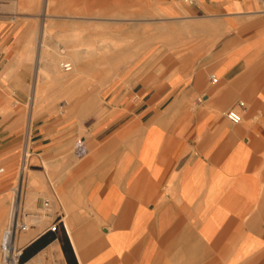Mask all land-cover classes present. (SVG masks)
Masks as SVG:
<instances>
[{
	"label": "crops",
	"instance_id": "1",
	"mask_svg": "<svg viewBox=\"0 0 264 264\" xmlns=\"http://www.w3.org/2000/svg\"><path fill=\"white\" fill-rule=\"evenodd\" d=\"M155 3L172 41L103 88L99 116L33 120L32 149L60 163L52 176L70 211L53 218L54 241L68 240L77 264H264V0ZM13 34L0 27L1 74ZM19 120L5 128L10 171L26 138ZM78 135L87 153L77 161ZM45 177L31 170L22 203L49 201Z\"/></svg>",
	"mask_w": 264,
	"mask_h": 264
},
{
	"label": "rangeland",
	"instance_id": "2",
	"mask_svg": "<svg viewBox=\"0 0 264 264\" xmlns=\"http://www.w3.org/2000/svg\"><path fill=\"white\" fill-rule=\"evenodd\" d=\"M21 1L22 0H0V27L7 26L11 29L12 33H14L12 38L13 44H11L14 45V50L12 51L13 56L9 57V63H12V65L8 64V74L6 76L5 74L0 73V168L3 169V171L0 172V198L3 200V207L6 210L4 217L5 219L7 217L6 215L8 214V186L9 188L12 187L14 197L18 193V197L17 199H15L13 205L14 209L12 219V223L17 224V232L15 234V238H19L20 234L23 232L24 228L21 227L23 224L28 223L29 228H31V225L34 224L30 222V215H40L41 213L43 214L44 212H47L46 219L50 224H48L45 228L52 227V224L57 222L52 221L55 215H57V219L61 214H64L66 217L70 215V211L65 208V202L61 195V189L55 186V179L52 176L54 170H59L60 163H57L55 166H53L47 165V163H44L42 161L40 162L38 160L36 151L32 149L30 131L33 120L42 113H48L51 115H60V113H63L62 116L67 119L76 117L80 119L82 117L85 118V116L90 115L99 116L100 107L105 103V101L101 97L103 88L113 80H116V82L124 80V78H126L128 75H131L134 69H136L144 60H146L151 53L155 52L156 46L164 42L172 41L171 34L169 32L166 33V31H169V28L167 27L171 26V22L162 18L159 15V12L156 11L157 9L152 8L156 7L155 0H38L39 2L37 0ZM46 1H48L49 3L47 5L48 8L46 9V11H48V15H44ZM127 5L132 6H129L130 8H127ZM6 6H8V9L6 8ZM50 6L51 9H49ZM85 6L93 8L92 12L89 13V15L82 14L83 8H85ZM144 6L147 7L145 13L147 14L149 12V14L153 16L147 14L148 16L145 17H135L133 14H131L133 13L132 11H139V9L143 8ZM100 9H103L101 10V13L99 11ZM49 15L51 21L48 17ZM41 16L43 17V19ZM84 17H86V19H84ZM137 18L138 20H136ZM46 19H48V22ZM128 20L130 21L128 22ZM131 20L134 22H132ZM73 21L78 24L77 27L80 25L78 27L79 29L75 26L76 24L73 23ZM82 21L85 22L81 23ZM69 24H71L72 27ZM84 24L85 26H83ZM143 27H145V29ZM73 35H78L79 40L83 41L84 43L87 41L89 43H92L95 47H97V52L101 51L100 54L96 53L97 55H95V53H92L89 54L90 56H82L83 59L81 57L76 65V67L78 68V73L76 72L75 75H72L71 77L69 76V71H72L73 69L64 70L63 68H61V66L60 73L55 76V78L54 75H51V77L49 75H44V78L41 76L39 79L35 78L36 65L34 66V63L36 64L39 53L46 52V54H48L49 50H57L58 48L59 51V48L63 49V46H65V44H62L61 42L62 47H60L58 43H60V41L62 40H69V38H72ZM146 35L147 37H145ZM95 37L96 40L94 39ZM151 37H154V39L152 38V40ZM144 38L147 39L144 40ZM103 39L106 40L102 41ZM123 39H127V41H124ZM130 40L131 42H129ZM107 41H109L114 48L111 47L109 42L108 44H106ZM111 41L114 42L112 43ZM102 43L106 45V47L104 46L105 50L103 48V52L102 46L104 44L102 45ZM98 44L100 45L101 50L99 49ZM40 45L44 46L45 48L48 45L49 48H52H48L49 50L46 48L44 50ZM78 45L84 47L83 43H78ZM109 47L113 49L112 52L108 50L110 49ZM106 49L108 50V52L106 51ZM84 57L88 60H86ZM123 57L126 58V61L125 58L123 60ZM63 61L69 62L67 58H63ZM71 65L72 68H74V65ZM113 66L116 69L113 68ZM105 71L107 73V76L105 75ZM65 75L67 77H65ZM76 76L78 79L75 78ZM102 76H104L105 78ZM46 78L49 81H47ZM70 80L71 83L75 82V85L73 83L70 84ZM36 82L37 87L35 86ZM50 82L51 84H53L52 87ZM62 86H65L64 88L66 89H61ZM83 86L85 89H82ZM35 88H37V90H35ZM34 90L36 91V97L35 95L34 97L32 96ZM34 98H36V101H34ZM16 117L20 118L19 133L25 135L27 138L26 133L28 132L29 138L25 172H20L19 170L21 167L20 161L22 155L24 157L26 138H24L19 144L18 151L15 154L14 165L12 166L11 171L8 169V136L5 137L4 134L8 133V131H6L5 129L6 127L8 128V122H13ZM29 120L30 128L28 127ZM88 123L89 121H79V126L82 130H84L85 126H87ZM78 139H81L80 135L73 139L71 148L73 153L75 142ZM84 157L85 155L82 157L76 156L75 158L78 161L80 159H83ZM37 168H41L42 170H44L46 175V188H49L50 193H46L44 195V198L49 200L48 204L53 209H51L50 212L39 210L35 205L32 208V206L28 205L27 201L25 203H22L21 197L26 187L27 176L29 175V173H31V170ZM10 172L12 175L8 178V174ZM50 190L54 193V195ZM54 205L56 209L54 208ZM62 206L64 207L63 210L60 208ZM40 211L42 212L40 213ZM3 228L4 227H2V229ZM54 231L58 235L61 233L58 223L55 224ZM54 240L49 244L54 243L55 245H58V248L62 251L60 253L62 254L57 255L55 251L46 252L42 260L43 262H41L40 264H68L62 246L59 245L58 241ZM47 246H45L44 248H46ZM2 258L3 254L0 243V261L2 260Z\"/></svg>",
	"mask_w": 264,
	"mask_h": 264
},
{
	"label": "bare ground",
	"instance_id": "3",
	"mask_svg": "<svg viewBox=\"0 0 264 264\" xmlns=\"http://www.w3.org/2000/svg\"><path fill=\"white\" fill-rule=\"evenodd\" d=\"M20 1V0H19ZM22 1H24V0H22ZM21 1V2H22ZM29 1H32V0H29ZM38 1V0H37ZM26 2V1H25ZM39 2V1H38ZM150 2V1H149ZM36 3V2H35ZM43 3H45V2H43ZM25 4H27V3H25ZM32 4H33V2H32ZM49 3H48V1H46V5H45V10H44V15H48V11H46V9L48 8V5ZM152 4H153V2H152ZM152 4H150V5H152ZM2 5V4H1ZM30 5V4H29ZM83 5V4H82ZM22 6V5H21ZM38 6V5H37ZM128 6V5H127ZM126 6V7H127ZM130 6V5H129ZM127 7V8H130V7ZM43 7V6H42ZM68 7V6H67ZM5 8V7H4ZM6 8L8 9V6H6ZM27 8V7H26ZM82 8V7H81ZM101 8V7H100ZM146 6H144L143 8H141V9H139V11H132L133 13H131V14H133L135 17H145V16H148V15H150L149 14V12L146 14L145 13V11H146ZM153 9H156V7H152ZM37 9V8H36ZM49 9H51V6H50V8ZM92 9L93 8H91V7H87V6H85V8H83V11H82V14H84V15H89V13H91L92 12ZM96 9H98V8H96ZM95 9V10H96ZM150 9V8H149ZM41 10H43V9H41ZM101 10H103V9H100L99 11H100V13H101ZM117 10V9H116ZM51 11V10H50ZM69 11V10H68ZM75 11V10H74ZM153 11V10H152ZM156 11H158V10H156ZM22 12V11H21ZM76 12V11H75ZM94 12V11H93ZM97 12V11H96ZM115 12V11H114ZM50 13V12H49ZM52 13H54V12H52ZM56 13V12H55ZM78 13V12H77ZM160 13V12H159ZM43 14V13H42ZM93 14V13H92ZM98 14V13H97ZM130 14V15H131ZM185 14V13H184ZM101 15V14H100ZM100 15H99V17H100ZM125 15V14H124ZM52 16V15H51ZM60 16V15H59ZM74 16H75V13H74ZM150 16H153V15H150ZM156 16V15H155ZM35 17H36V15H35ZM42 17V16H41ZM49 18H50V15L48 16ZM69 17V16H68ZM79 17V16H78ZM91 17H92V15H91ZM94 17V16H93ZM95 17H96V14H95ZM105 17V16H104ZM46 18V17H45ZM59 18V17H58ZM80 18V17H79ZM90 18V17H89ZM183 18V17H182ZM42 19H43V17H42ZM62 19V18H61ZM81 19V18H80ZM84 19H86V17H84ZM99 19V18H98ZM102 19V18H101ZM117 19V18H116ZM131 19V18H130ZM151 19V18H150ZM184 19V18H183ZM183 19H180V20H183ZM186 19V18H185ZM47 20V22H48V19H46ZM91 20V19H90ZM93 20V19H92ZM112 20H114V19H112ZM134 20V19H133ZM136 20H138V18L136 19ZM135 20V21H136ZM146 20V19H145ZM178 20V19H177ZM50 21H51V18H50ZM103 21V20H102ZM108 21V20H107ZM111 21V20H110ZM130 20H128V22H129ZM132 21V20H131ZM141 21V20H140ZM46 22V23H47ZM78 22V21H77ZM85 21H82L81 23H84ZM88 22V21H87ZM132 22H134V21H132ZM137 22V21H136ZM145 22V21H144ZM147 22V21H146ZM175 22H176V20H175ZM186 22V21H185ZM185 22H184V24H185ZM189 21H187V23H188ZM192 22V21H191ZM198 22V21H197ZM200 22V21H199ZM198 22V23H199ZM46 23H44V24H46ZM65 23V22H64ZM66 23H68V22H66ZM73 23H75L76 24V22L75 21H73ZM89 23V22H88ZM172 23V22H171ZM186 23V24H187ZM192 24V23H191ZM205 24V23H204ZM70 26H71V24H69ZM77 25L78 24H76L75 26L77 27ZM163 25V24H162ZM172 25V24H171ZM178 25V24H177ZM188 25V24H187ZM186 25V26H187ZM190 25V24H189ZM47 26V25H46ZM80 26V25H79ZM78 26V27H79ZM83 26H85V24L83 25ZM88 26V25H87ZM185 26V25H184ZM186 26H185V28H186ZM199 26H200V24H199ZM72 27V26H71ZM77 27V28H78ZM93 27V26H92ZM95 27V26H94ZM165 27V26H164ZM192 27V26H191ZM75 28V27H74ZM91 28V27H90ZM96 28V27H95ZM144 29H145V27H143ZM79 29V28H78ZM85 29H87V28H85ZM148 29V28H147ZM191 29V28H190ZM195 29V28H194ZM71 30H72V28H71ZM83 30V29H82ZM74 31H76V30H74ZM110 31V30H109ZM108 31V32H109ZM145 31V30H144ZM73 32V31H72ZM44 33V32H43ZM62 33V32H61ZM76 33V32H75ZM89 33H91V32H89ZM94 33H95V31H94ZM68 34V33H67ZM67 34H66V36H67ZM85 34V33H84ZM44 35V34H43ZM92 35V34H91ZM126 35V34H125ZM149 35V34H148ZM45 36V35H44ZM135 36V35H134ZM152 36V35H151ZM156 36V35H155ZM87 37V36H86ZM145 37H147V35L145 36ZM150 37V36H149ZM40 38V37H39ZM42 38V37H41ZM154 39V37H151V39ZM44 39V38H43ZM95 40H96V37L94 38ZM133 39H135V38H133ZM145 39H147V38H144V40ZM152 39V40H153ZM106 39H103L102 41H105ZM124 40V39H123ZM122 40V41H123ZM39 41V40H38ZM41 41V40H40ZM115 41V40H114ZM113 41V42H114ZM124 41H127V39L126 40H124ZM56 42V41H55ZM61 42H62V44H65V46H63V49L62 48H59V51H58V48H57V50L56 49H54V50H49V49H51L52 47H50L49 48V46L47 45V49L49 50V52H48V54H46V52H41V53H39V56H38V59H37V62H36V64L34 63V66L36 65V77L35 78H37V79H39L41 76L43 77L44 75H49L50 77H51V75H54V78H55V76H57L59 73H60V67L62 66V64L63 63H69L70 65L71 64H73L74 65V68H72V65H71V67H70V69L69 70H71V69H73L72 71H69L70 73V77L72 76V75H75V73L78 71V68L76 67V65H77V62H78V60L82 57V56H85L86 57V55H89V54H92V53H95V55H97L96 53H99L100 54V52H97L96 51V49H97V47H95L92 43H89L88 41L87 42H83V41H80L79 40V38H78V35H73L72 36V38H69V40H62V41H60V43H58V45H60V47H62L61 46ZM98 42H99V40H98ZM101 42V41H100ZM108 42L109 41H107V43L106 44H108ZM112 42V41H111ZM112 42V43H113ZM121 42V41H120ZM119 42V43H120ZM129 42H131V40L129 41ZM129 42H126V43H129ZM145 42V41H144ZM78 43H83V45H84V47H81L80 45H78ZM117 43V42H116ZM124 43V42H123ZM104 43H102V45H103ZM109 44H110V42H109ZM146 44V43H145ZM99 45V44H98ZM111 45V44H110ZM115 45V44H114ZM36 46H37V44H36ZM41 46V45H40ZM104 46L106 47V45L104 44L103 46H102V52L105 50V48H104ZM41 47H43V49L45 50L46 48L44 47V46H41ZM56 47V46H55ZM54 47V48H55ZM65 47H66V49H65ZM99 47V49L101 50V48H100V45L98 46ZM111 47L112 48H114L112 45H111ZM119 47V46H118ZM39 48V47H38ZM103 48H104V50H103ZM110 48V47H109ZM42 49V50H43ZM98 49V50H99ZM108 50H110L111 52H112V50L113 49H108ZM108 50L106 49V51L108 52ZM51 51V52H50ZM24 52V51H23ZM110 52V53H111ZM114 53H116V52H114ZM126 53V52H125ZM107 54V53H106ZM112 54V53H111ZM125 55V54H124ZM127 55V54H126ZM90 56V55H89ZM88 56V57H89ZM128 56V55H127ZM84 57V58H85ZM91 57H92V55H91ZM113 57V56H112ZM63 58H67L68 60H69V62H64L63 61ZM124 58L125 57H123V60H124ZM82 59H83V57H82ZM86 59V58H85ZM86 60H88V59H86ZM101 60H102V58H101ZM100 61V60H99ZM125 61H126V58H125ZM131 61H133V60H131ZM101 62V61H100ZM106 64V63H105ZM127 64V63H126ZM131 64V63H130ZM129 65V64H128ZM62 68V67H61ZM113 68H115L114 66H113ZM116 69V68H115ZM114 70V69H113ZM109 71V70H108ZM67 72V71H66ZM82 72H84V71H82ZM120 72V71H119ZM7 73L8 72H5V76L7 75ZM78 73V72H77ZM92 73V72H91ZM99 73V72H98ZM63 74H65V73H63ZM88 74V73H87ZM104 74V73H103ZM10 75V74H9ZM78 75V74H77ZM82 75V74H81ZM105 75L107 76V73H106V71H105ZM104 75V76H105ZM111 75V74H110ZM61 76V75H60ZM79 76V75H78ZM104 76H102V77H104ZM105 76V77H106ZM16 77V76H15ZM65 77H67L66 75H65ZM83 77V76H82ZM95 77V76H94ZM104 77V78H105ZM19 78V77H18ZM44 78V77H43ZM42 78V79H43ZM75 78H77V76L75 77ZM47 79V78H46ZM46 79H45V81H46ZM57 79H58V77H57ZM78 79V78H77ZM80 79V78H79ZM36 80V79H35ZM54 80V79H53ZM41 81V80H40ZM47 81H49L48 79H47ZM59 81H60V79H59ZM82 81H85V80H82ZM39 82V81H38ZM69 83L70 84H72L71 83V80L69 81ZM69 83H67V84H69ZM75 83V82H74ZM73 83V84H74ZM50 84H51V82H50ZM67 84H65V85H67ZM80 84H81V80H80ZM37 85V82H36V84H35V86ZM38 85H39V83H38ZM47 85H49V84H47ZM75 85V84H74ZM41 86V85H40ZM53 86V84H51V87ZM56 86H57V84H56ZM70 86V85H69ZM79 86V85H78ZM77 86V87H78ZM86 86V85H85ZM37 87V86H36ZM48 87V86H47ZM65 87V86H64ZM63 86H62V88L61 89H63L64 88ZM68 87V86H67ZM58 88V87H57ZM84 88V86L82 87V89ZM30 89H32V88H30ZM42 89V88H41ZM50 89V88H49ZM60 89V88H59ZM60 89V90H61ZM66 88H64V90H65ZM79 89V88H78ZM85 89V88H84ZM35 90H37V88H35ZM34 90V92H33V97H34V95H35V97H36V91ZM39 90H40V87H39ZM39 90H38V93H39ZM69 90V89H68ZM72 90V89H71ZM31 92V91H30ZM32 93V92H31ZM29 98H30V96H29ZM32 98V97H31ZM35 100L34 101H36V98H34ZM37 99H38V97H37ZM31 100V99H30ZM32 101V100H31ZM92 106V105H91ZM93 107V106H92ZM30 126V120H29V124H28V127ZM30 128V127H29ZM28 131H29V129H28ZM28 140H29V138H28V136H27V138H26V144H25V151H24V162L22 163V165H21V167H20V172H25V170H26V156L28 155ZM37 178V177H36ZM39 196V195H38ZM31 197V196H30ZM38 199V198H37ZM36 197H34V196H32L30 199H29V203H28V205H30V206H32V208H33V206H34V202H36ZM2 204H3V200L2 199H0V215H5V209H4V207L2 206ZM30 208V207H29ZM45 208V209H44ZM13 209H14V207H13ZM37 209H39V210H45V211H51V207L49 206V204H48V206H45L44 205V203L42 204H40V206H38L37 207ZM11 210V209H10ZM34 210V209H33ZM53 210V209H52ZM42 211H40V213H41ZM54 212V211H53ZM8 214L6 215L7 217L3 220V221H1L0 222V243L3 245L4 244V247H3V252H4V260H1L0 261V264H7L8 263V256H9V253H10V251H14V250H16L18 247H21V246H23L29 239H31V238H33V236H35L38 232H41L45 227H47V225L48 224H50V223H48V220L46 219L47 218V216H46V213L47 212H44L43 214L41 213L40 215H37V214H35V215H30V222H32V223H34V225H35V228H29V225H28V223H25L24 224V230H23V232L20 234V237L19 238H14L13 237V239H12V235H11V223H12V219H13V210H12V212L11 211H9V212H7ZM52 214V213H51ZM49 215V214H48ZM5 217V216H4ZM27 218V217H26ZM49 218V217H48ZM28 221V220H27ZM6 222V223H5ZM68 222V221H67ZM5 224V225H4ZM69 226V225H68ZM2 227H4L3 229H2ZM52 251H55L56 253H57V255L59 254H62V253H60V252H62L59 248H58V245H55L54 243L52 244H49L46 248H44V249H42L40 252H38L37 254H35L29 261H28V263L27 264H40L41 262H43L42 260H43V257H44V254L46 253V252H52Z\"/></svg>",
	"mask_w": 264,
	"mask_h": 264
},
{
	"label": "built area",
	"instance_id": "4",
	"mask_svg": "<svg viewBox=\"0 0 264 264\" xmlns=\"http://www.w3.org/2000/svg\"><path fill=\"white\" fill-rule=\"evenodd\" d=\"M187 2L189 4H194L196 2V0H187ZM71 67V65L69 63H63L62 64V68L64 70H69ZM210 78L212 80H214V76L211 75ZM239 106H243V102H239L238 103ZM226 117L233 123H239L241 120H242V116H241V113L238 112L235 108H231L229 109L227 112H226ZM24 150V149H23ZM74 153L77 157H82L84 155H86L87 153V148L85 147L84 145V142L82 139H78L76 142H75V145H74ZM24 162V157L22 155V158H21V161H20V165H22V163ZM44 205L45 206H48V201H44ZM16 225L15 223H11V235H12V239L13 237L15 238V234H16ZM24 228V224L21 226ZM49 229L51 230H54L55 229V226H52L50 227ZM48 229V230H49ZM1 247H2V254H3V258L2 260H4V252H3V247H4V244L2 245L1 244ZM24 247H18L16 250L14 251H10L9 253V256H8V263L7 264H27L28 263V260L21 263L19 258H20V255L23 251Z\"/></svg>",
	"mask_w": 264,
	"mask_h": 264
},
{
	"label": "trees",
	"instance_id": "5",
	"mask_svg": "<svg viewBox=\"0 0 264 264\" xmlns=\"http://www.w3.org/2000/svg\"><path fill=\"white\" fill-rule=\"evenodd\" d=\"M57 238L54 230H47L42 235H40L36 240L25 247L20 255V262L23 263L29 260L34 254L47 246L51 241ZM63 252L65 253L68 264H77L74 257L72 248L68 240L60 239Z\"/></svg>",
	"mask_w": 264,
	"mask_h": 264
},
{
	"label": "water",
	"instance_id": "6",
	"mask_svg": "<svg viewBox=\"0 0 264 264\" xmlns=\"http://www.w3.org/2000/svg\"><path fill=\"white\" fill-rule=\"evenodd\" d=\"M48 229H46L44 232H46Z\"/></svg>",
	"mask_w": 264,
	"mask_h": 264
}]
</instances>
